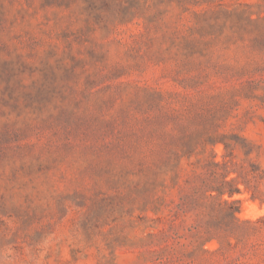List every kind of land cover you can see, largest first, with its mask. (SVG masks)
I'll return each mask as SVG.
<instances>
[{
  "label": "rangeland",
  "instance_id": "rangeland-1",
  "mask_svg": "<svg viewBox=\"0 0 264 264\" xmlns=\"http://www.w3.org/2000/svg\"><path fill=\"white\" fill-rule=\"evenodd\" d=\"M0 264H264V0H0Z\"/></svg>",
  "mask_w": 264,
  "mask_h": 264
},
{
  "label": "trees",
  "instance_id": "trees-1",
  "mask_svg": "<svg viewBox=\"0 0 264 264\" xmlns=\"http://www.w3.org/2000/svg\"><path fill=\"white\" fill-rule=\"evenodd\" d=\"M233 192H237V189H235L234 191H230V192H229V196H231V195L233 194ZM235 203H237V202H230V203L226 202V204H228V205H232V204H235ZM238 211H239L238 208H235V209L232 210L231 216H232V218H233L234 220H239V219L236 217V213H238Z\"/></svg>",
  "mask_w": 264,
  "mask_h": 264
}]
</instances>
